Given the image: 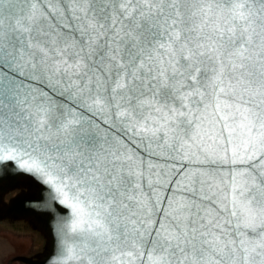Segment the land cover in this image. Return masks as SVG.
Listing matches in <instances>:
<instances>
[{
    "label": "snow or ice",
    "instance_id": "obj_1",
    "mask_svg": "<svg viewBox=\"0 0 264 264\" xmlns=\"http://www.w3.org/2000/svg\"><path fill=\"white\" fill-rule=\"evenodd\" d=\"M0 164L55 264H264V0H0Z\"/></svg>",
    "mask_w": 264,
    "mask_h": 264
},
{
    "label": "rangeland",
    "instance_id": "obj_2",
    "mask_svg": "<svg viewBox=\"0 0 264 264\" xmlns=\"http://www.w3.org/2000/svg\"><path fill=\"white\" fill-rule=\"evenodd\" d=\"M29 179L16 176L0 181V264H31L29 258L39 259L49 250L50 234L42 220L9 209L15 198L35 194L34 181Z\"/></svg>",
    "mask_w": 264,
    "mask_h": 264
},
{
    "label": "water",
    "instance_id": "obj_3",
    "mask_svg": "<svg viewBox=\"0 0 264 264\" xmlns=\"http://www.w3.org/2000/svg\"><path fill=\"white\" fill-rule=\"evenodd\" d=\"M13 168H15V165H13ZM3 169L4 165L0 164V181L9 177L14 179L16 176H25L34 181L33 189H36L35 194L15 198L9 206L10 211L19 215H29L36 220H42L50 234L49 250L41 258H29L28 261L31 264H55L60 252V229L66 217L57 209L55 202L52 200L50 189L35 176L19 169L15 170V174L12 171L5 173ZM0 188L2 189L3 186L0 185ZM59 207L62 208L63 206Z\"/></svg>",
    "mask_w": 264,
    "mask_h": 264
}]
</instances>
